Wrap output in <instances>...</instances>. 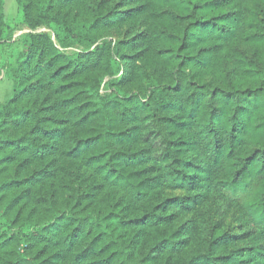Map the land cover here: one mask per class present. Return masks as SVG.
Instances as JSON below:
<instances>
[{
    "label": "trees",
    "instance_id": "trees-1",
    "mask_svg": "<svg viewBox=\"0 0 264 264\" xmlns=\"http://www.w3.org/2000/svg\"><path fill=\"white\" fill-rule=\"evenodd\" d=\"M15 2L0 264H264V0Z\"/></svg>",
    "mask_w": 264,
    "mask_h": 264
},
{
    "label": "rangeland",
    "instance_id": "rangeland-1",
    "mask_svg": "<svg viewBox=\"0 0 264 264\" xmlns=\"http://www.w3.org/2000/svg\"><path fill=\"white\" fill-rule=\"evenodd\" d=\"M4 11H5V14L9 18H11V19L15 18L17 20L19 12H18L17 3L15 2V0H4ZM28 31H46V32L51 33L49 28L46 27L45 25H41L35 30H30V29L22 26V27H20V29H18V31L16 32L15 35H21L22 33H25ZM57 45H59V44L57 43ZM59 46L66 53L86 51V50H89L93 47V46H90L88 44L75 42V41H69V42L65 43L63 46H61V45H59ZM10 90H11V81H9L7 78H5L3 76V73L1 72V74H0V102H3L8 97V95L10 94ZM102 92L104 95H106L107 85L103 86Z\"/></svg>",
    "mask_w": 264,
    "mask_h": 264
}]
</instances>
